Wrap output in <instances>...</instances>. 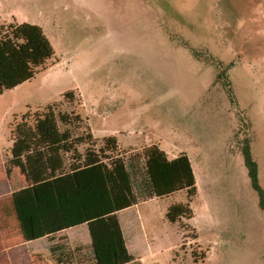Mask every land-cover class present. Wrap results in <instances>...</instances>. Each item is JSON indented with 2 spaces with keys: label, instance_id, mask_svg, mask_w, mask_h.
<instances>
[{
  "label": "rangeland",
  "instance_id": "obj_1",
  "mask_svg": "<svg viewBox=\"0 0 264 264\" xmlns=\"http://www.w3.org/2000/svg\"><path fill=\"white\" fill-rule=\"evenodd\" d=\"M0 21L43 28L55 51L33 79L0 95L1 146L11 144V124L49 111L75 146L68 159L93 152L109 164L137 160L143 171L150 143L173 142L201 162L199 170L193 160L206 187L188 222L198 238L166 217L186 192L149 201L120 170L129 195L148 200L119 216L139 243L132 264H193V251L205 254L202 264H264V212L239 174L248 149L264 191V0H0ZM131 140L135 148L123 145ZM225 185L234 195L242 185L247 203L225 205Z\"/></svg>",
  "mask_w": 264,
  "mask_h": 264
},
{
  "label": "trees",
  "instance_id": "obj_2",
  "mask_svg": "<svg viewBox=\"0 0 264 264\" xmlns=\"http://www.w3.org/2000/svg\"><path fill=\"white\" fill-rule=\"evenodd\" d=\"M54 48L42 28L30 24H9L0 26V95L30 81L37 69L54 57ZM66 93L65 97L72 96ZM77 120H81L77 115ZM66 115L61 120H67ZM12 137L17 142L16 156H35L38 160L43 182L31 188L12 194L2 200L4 205L1 227L9 226L13 217L18 225V234L27 241L41 239L58 232L87 225L92 240L95 264H132L118 213L138 203L131 197L118 177L123 170L129 188L145 189L150 198H166L179 192H186L189 203L173 204L167 212V219L177 225L182 235V220L192 218L190 201L196 196V180L187 155L182 154L168 160L165 152L157 145L145 149L144 167L141 171L138 161L118 159L112 163L110 157L86 152L74 158H67L75 150L70 135L65 137L59 128L57 116L49 111L35 119L33 124L26 121L12 127ZM113 142L114 139H108ZM245 164L260 208L264 211V191L259 185L257 165L248 149L244 152ZM63 177L68 191L59 195L55 180ZM137 189V188H136ZM149 198V199H150ZM195 234V233H194ZM187 236L184 235L183 239ZM197 236H193V240ZM195 263L205 259L193 251Z\"/></svg>",
  "mask_w": 264,
  "mask_h": 264
},
{
  "label": "crops",
  "instance_id": "obj_3",
  "mask_svg": "<svg viewBox=\"0 0 264 264\" xmlns=\"http://www.w3.org/2000/svg\"><path fill=\"white\" fill-rule=\"evenodd\" d=\"M0 24L5 25L1 21ZM12 24H18V23H12ZM43 32L45 33L44 30ZM9 131L11 137V144L2 145V146L0 145V202L4 199L9 198L12 194L16 192L22 191L27 188H31L34 185L43 182V175L38 160L36 159L35 156L32 155L27 157L16 156L15 146L17 142L12 137V133H11L12 124L10 125ZM95 137L97 139L115 137L118 140L117 136L114 135L113 136L100 135ZM118 141L120 142V140ZM123 145L128 148L136 147L134 140L123 143ZM152 145H157L163 152H165L168 160H174L182 154L187 155V157L189 158L195 176L196 187H197L196 196L190 201V208H191V204L194 201L200 200V197L202 193L205 191V187H206L205 185L206 183L203 180V178H200L199 180V177L197 176L198 174L196 173L197 168L195 164L197 165L198 169L201 170V164H200L201 162L198 161L196 158L193 159V157L189 153L179 149L177 145H175L173 142H168V141L164 142L163 140H161V142L159 143L157 142L150 143L148 147ZM142 146L143 145L141 144V147ZM193 160L195 164L193 163ZM245 167H243L242 165V170H240L239 173L241 174L242 177V185H244V188L247 191V194L250 197L252 203H254L257 206L255 207V209L264 212L260 208L259 198L254 197L252 195L251 191L254 190L252 188L251 181L248 176V170ZM210 170L212 171L213 169L210 168ZM221 174L224 175L223 172L220 170L218 172L216 171L214 172L215 183L218 180L221 182ZM242 185L240 189L235 190L236 191L235 195L231 193L229 185H225V189L223 186V190L225 191V193L221 194V201H224L225 205H227L228 203L227 205L228 207L231 205L233 201L234 204L236 205V208L238 202L240 205H243V200L245 203H247L245 199H242L241 194L238 192V191L243 192ZM55 188L59 195L65 194L68 191V185L66 180L63 177L55 180ZM152 200H156V198L149 199V201ZM146 201L133 204L128 209H131L135 206H140L142 203H145ZM180 203L187 204L189 203V200L187 202H180ZM206 204L207 202L205 198V205ZM227 206L225 207L227 208ZM169 207L170 206H168L165 209L166 215ZM3 211H4V205L0 203V264H95L94 254L92 250V240L87 225H81L75 228H70L68 230H64L41 239L27 241L18 234V225L13 217H10L8 219L9 226L7 228L1 227V223L3 220ZM121 212H119L117 215L122 229L126 248L135 261L136 257L134 256L133 251L134 252L138 251L139 243L137 239H134L132 237V230L130 229V226L127 225L125 228L123 227L121 219L119 217ZM192 212H193L192 218L189 220L183 219L182 222H185L183 224L191 227L194 230L195 235L197 236L195 229L188 224V222H190L194 218L193 209ZM231 218L233 217L229 215V219ZM243 226L244 225H242L241 222L235 232L236 234L238 233V235L241 232L240 233L241 237L243 236V232H242ZM74 230H78V231L74 232ZM228 230L231 232L230 229ZM197 238L194 240L196 241ZM236 240L239 241V238L237 237ZM197 247L199 250H202L200 246L197 245ZM262 256L264 257V252L262 253ZM205 260H203L200 263H195L193 259L192 263L202 264L204 263Z\"/></svg>",
  "mask_w": 264,
  "mask_h": 264
}]
</instances>
